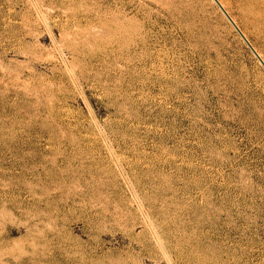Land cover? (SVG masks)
Segmentation results:
<instances>
[{"label":"rangeland","instance_id":"374dc122","mask_svg":"<svg viewBox=\"0 0 264 264\" xmlns=\"http://www.w3.org/2000/svg\"><path fill=\"white\" fill-rule=\"evenodd\" d=\"M0 264H264V67L214 0H0Z\"/></svg>","mask_w":264,"mask_h":264},{"label":"bare ground","instance_id":"6f19581e","mask_svg":"<svg viewBox=\"0 0 264 264\" xmlns=\"http://www.w3.org/2000/svg\"><path fill=\"white\" fill-rule=\"evenodd\" d=\"M248 3H250L252 6H254L263 16H264V0H246ZM218 2L222 5V7L226 10V7L224 5V3L221 0H218ZM226 12L229 14V12L226 10ZM230 15V14H229ZM230 17L232 18V20L234 21V23L238 26L237 22L234 20V18L230 15ZM238 28L240 29V27L238 26ZM241 30V29H240ZM244 32V31H243ZM242 32V33H243ZM244 34V33H243ZM244 36L246 37V35L244 34ZM247 38V37H246ZM248 40V38H247ZM249 41V40H248ZM251 44V42H250ZM255 49V48H254ZM255 51L258 53L259 57L263 60L262 58V54H260V52H258L256 49Z\"/></svg>","mask_w":264,"mask_h":264},{"label":"water","instance_id":"95a60500","mask_svg":"<svg viewBox=\"0 0 264 264\" xmlns=\"http://www.w3.org/2000/svg\"><path fill=\"white\" fill-rule=\"evenodd\" d=\"M217 5L220 7V9L223 11V13L225 14V16L228 18V20L232 23V25L235 27V29L237 30V32L240 34V36L243 38V40L246 42V44L249 46V48L251 49V51L254 53V55L258 58V60L260 61V63L262 64V66L264 67V62L263 60L259 57L258 53L255 51L254 47L250 44V42L247 40V38L244 36V34L242 33V31L238 28V26L234 23V21L232 20V18L230 17V15L226 12V10L222 7V5L218 2V0H214Z\"/></svg>","mask_w":264,"mask_h":264}]
</instances>
